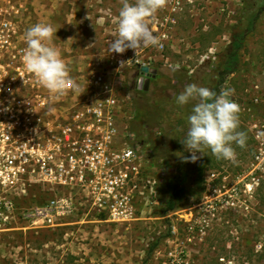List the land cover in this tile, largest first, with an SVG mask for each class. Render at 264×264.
I'll use <instances>...</instances> for the list:
<instances>
[{"label":"rangeland","instance_id":"374dc122","mask_svg":"<svg viewBox=\"0 0 264 264\" xmlns=\"http://www.w3.org/2000/svg\"><path fill=\"white\" fill-rule=\"evenodd\" d=\"M121 7V0H0L22 41L37 23L58 29L50 46L60 51L80 88L93 70L105 68ZM152 28L161 46L134 53L138 60L125 71L118 118L147 158L144 175L155 181L153 193L139 198L131 219L111 220L78 196L71 216L50 222L37 207L54 190L34 184L23 201L36 214L0 232V264H264V169L257 167L251 131L264 118V0H168ZM235 35L243 37L236 69L223 73L237 47ZM143 63L159 73L148 89L135 86ZM175 65L178 71H172ZM192 83L217 93L222 86L233 90L240 108L237 131L247 136L244 147L232 145L234 161L217 159L209 148L195 162L185 159L192 153L181 139L197 101L179 105L176 97ZM166 147L170 160L160 152ZM180 171L175 207L169 209L166 197L173 190L166 184ZM254 176L259 181L252 188Z\"/></svg>","mask_w":264,"mask_h":264},{"label":"built area","instance_id":"2783aa9c","mask_svg":"<svg viewBox=\"0 0 264 264\" xmlns=\"http://www.w3.org/2000/svg\"><path fill=\"white\" fill-rule=\"evenodd\" d=\"M25 48L17 22L0 9V232L36 214L23 200L38 183L54 190L37 207L50 222L71 216L78 196L111 220L131 219L135 203L147 190L153 193L155 182L145 178L147 158L118 118L120 90L126 69L138 60L135 52L110 53L105 68L93 70L86 86L70 88L63 101L25 72ZM251 131L257 167L264 169V118ZM253 180L252 188L259 177Z\"/></svg>","mask_w":264,"mask_h":264},{"label":"clouds","instance_id":"9594fccd","mask_svg":"<svg viewBox=\"0 0 264 264\" xmlns=\"http://www.w3.org/2000/svg\"><path fill=\"white\" fill-rule=\"evenodd\" d=\"M168 0H121L117 29L110 42L111 53L123 54L127 49L135 53L140 48L161 46L160 38L154 34L152 20L155 14L166 7ZM58 29L50 24L37 23L26 30L22 63L25 72L35 77L36 81L53 96L59 97L71 89L78 90V85L70 79L69 69L61 58L60 51L50 46ZM57 36V35H56ZM123 61L121 62V64ZM175 65L172 71H178ZM232 91L222 86L219 93L207 87L189 84L176 97L179 105L197 101L188 116V130L181 143L192 153L191 159H198L204 148H209L217 159L234 161L236 144L244 147L247 136L239 128V105L231 99Z\"/></svg>","mask_w":264,"mask_h":264},{"label":"trees","instance_id":"16d2710c","mask_svg":"<svg viewBox=\"0 0 264 264\" xmlns=\"http://www.w3.org/2000/svg\"><path fill=\"white\" fill-rule=\"evenodd\" d=\"M244 15H245L244 18H246L247 14L245 13ZM256 19H258V18L255 17L254 20H256ZM234 38H235L234 39V43L237 45V47L235 48V50L230 51L228 53V58H227V60L225 62V68L223 70V73H230V72H233L236 69V61H235L236 49L239 48V46L241 45V40H242L243 37H242V35H235ZM158 74H156V76H152L151 77V81H153L154 78H158L159 77ZM165 145H167V143ZM160 152H161L162 157L165 158L166 160H170L172 158V156L170 154L171 151L167 147L164 148L163 150H161ZM180 174H181V171L174 173L172 175L170 181L166 184V187L168 185V187L173 190L174 187H175V183H177L181 179ZM176 195H177V192L175 190H173V193L171 192L170 196L166 197V206H167V208L172 209V208L175 207V197H176ZM157 244H158V241L153 244V246L151 247V250H153V248L155 246H157Z\"/></svg>","mask_w":264,"mask_h":264},{"label":"water","instance_id":"95a60500","mask_svg":"<svg viewBox=\"0 0 264 264\" xmlns=\"http://www.w3.org/2000/svg\"><path fill=\"white\" fill-rule=\"evenodd\" d=\"M157 72L158 69L155 67L146 64L141 65L140 73L142 74V77L139 79V88L148 89L151 77L155 76Z\"/></svg>","mask_w":264,"mask_h":264},{"label":"flooded vegetation","instance_id":"af4514ba","mask_svg":"<svg viewBox=\"0 0 264 264\" xmlns=\"http://www.w3.org/2000/svg\"><path fill=\"white\" fill-rule=\"evenodd\" d=\"M135 86L139 88V81L137 82V84H135ZM140 89H144V88H140Z\"/></svg>","mask_w":264,"mask_h":264},{"label":"bare ground","instance_id":"6f19581e","mask_svg":"<svg viewBox=\"0 0 264 264\" xmlns=\"http://www.w3.org/2000/svg\"><path fill=\"white\" fill-rule=\"evenodd\" d=\"M146 65H149V64H146ZM150 66V65H149ZM142 75V74H141ZM151 80V79H150Z\"/></svg>","mask_w":264,"mask_h":264}]
</instances>
